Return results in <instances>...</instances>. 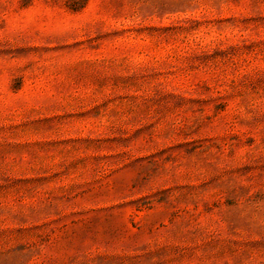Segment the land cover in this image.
<instances>
[{"label": "rangeland", "instance_id": "1", "mask_svg": "<svg viewBox=\"0 0 264 264\" xmlns=\"http://www.w3.org/2000/svg\"><path fill=\"white\" fill-rule=\"evenodd\" d=\"M0 264H264V0H0Z\"/></svg>", "mask_w": 264, "mask_h": 264}]
</instances>
